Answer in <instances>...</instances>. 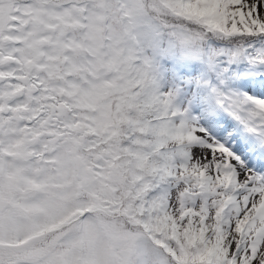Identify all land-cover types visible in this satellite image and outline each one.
I'll list each match as a JSON object with an SVG mask.
<instances>
[{
  "label": "snow or ice",
  "instance_id": "1",
  "mask_svg": "<svg viewBox=\"0 0 264 264\" xmlns=\"http://www.w3.org/2000/svg\"><path fill=\"white\" fill-rule=\"evenodd\" d=\"M0 264H264V0H0Z\"/></svg>",
  "mask_w": 264,
  "mask_h": 264
}]
</instances>
